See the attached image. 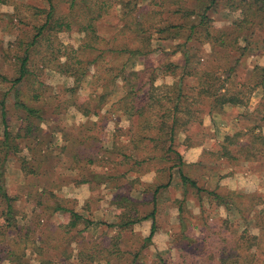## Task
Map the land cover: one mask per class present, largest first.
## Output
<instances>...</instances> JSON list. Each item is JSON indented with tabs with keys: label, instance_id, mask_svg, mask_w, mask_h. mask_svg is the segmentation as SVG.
Here are the masks:
<instances>
[{
	"label": "trees",
	"instance_id": "1",
	"mask_svg": "<svg viewBox=\"0 0 264 264\" xmlns=\"http://www.w3.org/2000/svg\"><path fill=\"white\" fill-rule=\"evenodd\" d=\"M113 1H116V4H108L106 0H46V10L27 6L30 11L33 9L32 20L29 17L27 24L21 14L10 16L13 20L9 27L12 32L18 30L22 24L30 27L33 36L25 41L15 40L14 44L9 43L6 48H0L2 58L13 63L12 78L8 79L3 75L0 77L3 83L10 84L9 92L21 112V124L16 133L11 132L6 121V93L1 104L5 130L0 140V251L10 240H13V246L4 250L7 251V258L1 261L28 264L25 261L26 253L33 245L31 226H20L17 199L8 193L5 184V165L9 158L22 153V143L26 145L34 160L38 159L37 155L46 158L48 147L54 150L53 143L55 144L58 138L57 133L61 132L62 146L58 150L68 153L72 165L70 169H80L82 162H86V167L95 166L99 159L103 158L97 153H91L90 157L85 154L98 146L95 144L97 138L92 134L97 123L90 122L89 119L93 116L99 117L115 96L117 98L113 113L129 122L128 127L117 129L119 135L129 139L128 143L119 148L121 153L129 154L124 157L133 158L136 151L143 149L145 152L149 149L150 153L160 156L148 160H158L169 165L168 169L166 168L169 172L177 169L180 184L184 189H195L198 194L204 191L207 197L214 196L219 205L228 212L238 213L244 217V221L255 220L248 217L255 214L254 209L260 204V196L238 192L223 196L203 190L197 181L186 174L185 168L190 170L191 165L186 164L183 156L192 148L203 144L202 140L197 139L202 135L201 128L206 116L213 118L222 114L225 109L246 107L255 91H264V65H256L248 70L245 64V58L251 52L260 51L264 57V0H153L156 6L153 12L140 11L139 0ZM8 3L9 0H0V5ZM116 6L120 10V18L125 23L123 28L131 35L119 45L115 44L113 38L107 40L98 31V23ZM221 6L231 13L239 12L240 18L233 20L227 28L215 29L212 15ZM73 30L84 35L81 45L76 50L58 47L55 34ZM127 34L117 35L129 37ZM165 42L174 44L172 56L180 54L181 61L161 63L157 67L150 65L147 59L159 52L154 49V44L162 45ZM205 45L209 46L208 53L203 49ZM161 50L160 52L167 53L165 46H162ZM139 65H143L141 69L138 68ZM92 68H95L97 73L91 83V92L81 101L78 93L90 76ZM48 70L73 80V85L65 89L62 103L55 107L52 119L64 115L72 107L85 121L65 130H60L55 123L49 134L42 137L41 124L47 117L42 109L35 105L40 99H54V96H46V91L43 94V89H48L43 80ZM164 76H170L172 83L158 86V79ZM25 87L30 91L23 93ZM260 103L263 110H247L244 113L243 118L249 122L236 132L233 136L235 139L229 136L225 138V141L233 142L231 145H234L237 139L235 145H238V151L249 150L246 149L245 143L248 135H252L253 149L264 153V95ZM85 134L87 136L82 137ZM180 136H185L184 141H180ZM240 138L243 142H240ZM45 145L46 147H43ZM79 146H87L86 152L80 153ZM105 152L107 155L111 154L110 150ZM221 153L228 154V149L222 148ZM31 160H21L26 174L37 172L36 168L30 165ZM85 175L77 182L78 185L99 186L108 182L99 174L92 177ZM171 185L172 173L166 184L155 188V203L158 192ZM127 202V199L117 202L120 210L117 216L119 223L107 224V227L128 230L143 221L152 220L150 235L144 242V247L147 248L157 232L156 210L140 217L125 209L124 204ZM61 203L57 201L53 208H48L52 210L51 213H65L69 216L68 223L63 224L68 229L67 233L88 232L93 223ZM179 209L181 210V207ZM259 215L257 214V219ZM79 227L83 229L78 231ZM194 228L196 229V226ZM258 228L264 234V225L259 223ZM189 241L195 245L193 240ZM262 241L260 232L259 235H254L248 229L237 228L230 230L222 239L219 238V247L213 248L215 252L208 245L205 236L202 248L205 247L207 251L206 260L185 264H264ZM119 245L118 238L114 237L111 246L104 251L106 259L98 260L96 250L88 254L80 251L76 261H72L69 255L65 260L71 262L63 264H101L102 261H105V264H113L112 257L121 255ZM66 248H70V243L66 244ZM39 254L42 256L43 252ZM139 257V253L134 255L129 264H137ZM40 264L55 262L43 257Z\"/></svg>",
	"mask_w": 264,
	"mask_h": 264
},
{
	"label": "rangeland",
	"instance_id": "2",
	"mask_svg": "<svg viewBox=\"0 0 264 264\" xmlns=\"http://www.w3.org/2000/svg\"><path fill=\"white\" fill-rule=\"evenodd\" d=\"M106 2L116 4V1L113 0H106ZM27 6L46 10L48 3L46 0H9L8 4L0 5V48H6L9 43L14 44L18 39L25 41L33 34L29 26L22 24L14 32L9 28L13 21L11 18L17 14H21L26 19L25 24L29 22V17L32 20L33 9L30 11ZM139 6L140 11L143 12H153L156 7L153 0H139ZM239 16V12L231 13L221 6L212 15L213 26L215 29L227 28L233 20L239 19ZM124 24L120 18V10L116 6L110 9L109 13L98 23V31L107 40L113 38L115 44L119 45L131 37L123 28ZM122 33L129 37L117 35ZM83 37V34L73 30L55 34L54 38L57 40L58 47L76 50L81 45ZM162 46H165L167 53L160 52ZM154 49L159 52H156L154 57L147 59L152 66L157 67L161 63L181 61L180 54L172 56L175 49L173 43L165 42L162 45L155 43ZM203 49L206 53L209 52L208 45H205ZM42 51L45 53V49ZM245 62L248 70H251L256 65H264V57L261 56L260 51L251 52L245 58ZM11 65L13 63L6 62L0 55V75L11 79L13 76ZM142 66L139 65L138 68L141 69ZM96 73V69L92 68L90 76L79 90L81 101L89 96L92 88L91 83L94 81ZM43 80L48 86L47 90L43 89V94L46 91V96H54V99L50 101L40 99L36 102L35 106L41 108L47 117L46 121L41 124L43 129L41 136L49 134L55 123V126L60 130H65L84 122L85 119L72 107L64 115L52 119L55 107L62 103L65 98V89L73 85V80L53 70L45 72ZM172 81L170 76H164L158 79L157 85L171 84ZM9 88L10 84L3 83L0 77V140L3 138L5 130L1 104L6 93L8 96L4 104L8 128L11 132L16 133L19 124H21V112L15 105V99L9 92ZM28 89L25 87L23 93L29 92ZM263 95V90H257L251 95L246 107L225 109L222 114L215 115L213 118L206 116L203 128H201L202 135L197 139L202 140L203 144L192 148L183 156L186 164L191 165L190 170L188 167L185 168L186 174L192 180L197 181L203 190L216 192L223 196H227L230 192L260 196L261 201L254 209L255 214L248 217V219L254 218L253 222L244 221V217L242 218L236 212H228L219 205L214 196L207 197L204 191L198 194L195 189H184L180 184L177 169L169 172L166 170L169 165L158 160H148L160 156L159 154L150 153L149 149L143 152L142 149L136 151L133 158L124 157L129 154L121 153L119 148L128 143L129 139L119 135L117 129L128 127L129 122L126 118L113 113L117 96L111 99L99 117L93 116L89 119L90 122L97 123L96 130L92 132L97 138L95 139L97 148L89 153H85L87 146H79L78 149L80 153L88 154L89 157L92 156L91 153H97L100 158H103V160L99 159L95 166L86 167V162H82L80 169H70L72 165L68 153L58 150L62 146L61 132L57 133L58 138L55 144L53 143L54 150L52 147H48L46 158L37 155L38 159L34 160L25 147L26 145L22 143V153L18 156H11L7 161L4 179L8 193L17 199L16 208L20 226L23 227L26 224L31 226L30 235L33 245L30 244L32 247L28 249L25 261L28 264H40V260L44 257L52 260L55 264L70 263V260H65L69 255H71L72 261H76L80 251L88 254L94 250L98 252V260L106 259L104 251L111 246L112 239L117 237L121 255L112 257L113 264H129L132 262L133 256L138 253L140 257L137 264L195 263L201 259L206 260L207 251L205 247L202 248L205 236L208 245L216 252L213 248L219 247V238L222 239L230 230L237 228L248 229L254 235H259L260 232L264 247V234L258 228L259 223L264 225V153L253 149L252 135H248L247 143H245L248 151H238V145H235L237 139L234 145H231L233 142L225 141L226 137L233 138L237 134L236 132L248 124L249 120L243 118L247 110H263L260 103ZM86 136L87 134L82 135V137ZM179 139L184 141L185 136H180ZM241 140H243L242 138H240V142H243ZM244 140L246 139L244 138ZM224 147L228 149L226 155L221 153ZM105 150H110L111 154L107 155ZM22 159H27L28 162L32 159L30 165L36 168V174H26L23 171ZM171 173L172 185L158 192L155 203V188L166 184ZM85 174L89 177L99 174L108 182L99 186L78 185L77 182H80ZM120 199H127V204H124L125 209L140 217H145L156 210L157 232L147 248L144 247V242L150 235L152 220L143 221L128 230L107 227V224L119 223L117 216L120 210L117 202ZM57 201H61V204L66 208L78 212L92 222L93 225L88 229V232L78 234L82 232L79 230L83 229V227H79V232L68 234V229L63 224L68 223L69 216L65 213H51L52 210L50 211L48 208V206L53 208ZM257 214H260L258 219ZM189 240H193L195 245L191 244ZM67 243H70V248L65 249ZM12 246L13 240H10L1 249L0 264H10L8 260H1L7 258V251L4 252V250L10 249ZM37 249L39 252H43L42 256L37 252ZM262 259L264 261V256ZM101 264H105V261H102Z\"/></svg>",
	"mask_w": 264,
	"mask_h": 264
},
{
	"label": "crops",
	"instance_id": "3",
	"mask_svg": "<svg viewBox=\"0 0 264 264\" xmlns=\"http://www.w3.org/2000/svg\"><path fill=\"white\" fill-rule=\"evenodd\" d=\"M260 66H261V64H260Z\"/></svg>",
	"mask_w": 264,
	"mask_h": 264
}]
</instances>
